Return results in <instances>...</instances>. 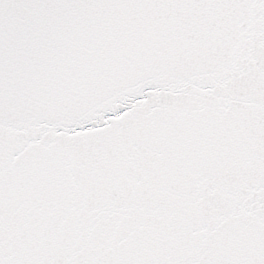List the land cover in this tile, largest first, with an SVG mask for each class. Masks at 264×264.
Listing matches in <instances>:
<instances>
[{"label": "snow or ice", "instance_id": "obj_1", "mask_svg": "<svg viewBox=\"0 0 264 264\" xmlns=\"http://www.w3.org/2000/svg\"><path fill=\"white\" fill-rule=\"evenodd\" d=\"M0 264H264V0H0Z\"/></svg>", "mask_w": 264, "mask_h": 264}]
</instances>
